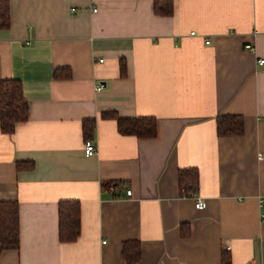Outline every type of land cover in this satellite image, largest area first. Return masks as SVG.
<instances>
[{
  "label": "crops",
  "instance_id": "obj_1",
  "mask_svg": "<svg viewBox=\"0 0 264 264\" xmlns=\"http://www.w3.org/2000/svg\"><path fill=\"white\" fill-rule=\"evenodd\" d=\"M154 1L8 0L0 81H20L28 118L0 128V203L19 207L0 264H127L125 242L136 264H264V0H172L171 15ZM104 112L153 118L156 135L122 134ZM231 115L243 134L218 135ZM64 200L80 206L72 242Z\"/></svg>",
  "mask_w": 264,
  "mask_h": 264
},
{
  "label": "trees",
  "instance_id": "obj_2",
  "mask_svg": "<svg viewBox=\"0 0 264 264\" xmlns=\"http://www.w3.org/2000/svg\"><path fill=\"white\" fill-rule=\"evenodd\" d=\"M154 10L159 15H171L172 0H155ZM10 9L8 0H0V28L9 26ZM55 77L62 74L54 73ZM66 76H68L66 74ZM104 118L117 121L118 129L122 134L137 137H154L156 123L153 118H121L115 112H104ZM28 118V102L23 96L21 83L17 79L0 81V128L2 132L10 134L17 123ZM95 127L94 120H85L83 132L88 139L92 136ZM244 132L243 118L237 115L222 116L217 119V133L220 136H239ZM24 166L18 164V168ZM28 168L33 167L30 162ZM179 179L182 190L190 195L198 186V171L196 169L179 170ZM80 234V206L76 200H64L59 203V238L62 242L75 241ZM130 246V249H129ZM19 247V207L17 202L0 203V252ZM123 257L127 264H136L140 259V246L137 242H125ZM224 264L229 260L224 259Z\"/></svg>",
  "mask_w": 264,
  "mask_h": 264
},
{
  "label": "built area",
  "instance_id": "obj_3",
  "mask_svg": "<svg viewBox=\"0 0 264 264\" xmlns=\"http://www.w3.org/2000/svg\"><path fill=\"white\" fill-rule=\"evenodd\" d=\"M93 11H96V9H93ZM191 35H195V33L191 32ZM205 43L209 44V40H206ZM247 48L251 49L250 46H247ZM259 64H264V60H260ZM97 89H101V86H99ZM96 152H97L96 144L92 140H86L85 144H84V154L89 156V155L95 154ZM110 190H112V191L114 190L113 186H110ZM126 195L130 196L131 191L128 190ZM206 205H207V202L205 199L199 198V197L196 198V201H195V208L196 209H203L206 207ZM260 206H264V200L263 199L260 200ZM261 218L264 221V214L263 213L261 214ZM256 264H258V263H256Z\"/></svg>",
  "mask_w": 264,
  "mask_h": 264
}]
</instances>
